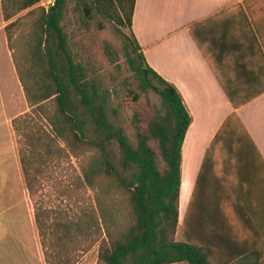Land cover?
<instances>
[{"label":"crops","instance_id":"crops-1","mask_svg":"<svg viewBox=\"0 0 264 264\" xmlns=\"http://www.w3.org/2000/svg\"><path fill=\"white\" fill-rule=\"evenodd\" d=\"M243 2L136 0L132 23L148 65L176 86L192 117L182 146L178 240L212 249L225 264H257L253 253H264V7L255 6L260 36ZM6 26L0 0V264H51L20 155L26 134L36 132V106ZM233 114L246 133L221 131Z\"/></svg>","mask_w":264,"mask_h":264},{"label":"trees","instance_id":"trees-1","mask_svg":"<svg viewBox=\"0 0 264 264\" xmlns=\"http://www.w3.org/2000/svg\"><path fill=\"white\" fill-rule=\"evenodd\" d=\"M39 1L2 0L4 19L11 20ZM69 1L54 0L53 6L30 13L33 17L36 15L34 38L32 43L22 47L15 43L16 33L13 31L14 27L19 28L18 22L6 26L9 47L28 103L43 111L53 128L49 133L45 130L42 134L39 130L25 136L27 148H22L20 155L30 193L34 194V184L40 172L34 162H42L44 157V154H37V150L44 146L54 150L61 140L74 154L84 157L81 163L83 184L97 191L99 212L84 210L78 220L60 221L57 226L66 230L68 235L76 228L84 238L91 234L96 236L94 242H100L98 264H225L212 249L177 239L182 146L192 121L182 95L176 86L148 65L132 33L131 42L137 57L126 50L127 61L139 73L142 88L158 93L166 108V114L149 126L150 135L138 133L137 142L133 144L125 129L117 126L109 116L110 90L98 80L90 79L84 65L78 63L70 51L62 26ZM80 1L84 4L83 0ZM91 4L104 16L115 19L122 26H129L132 32L136 0H93ZM243 4L263 36L255 6L261 12L264 0H244ZM84 6L89 13L88 5ZM192 34L196 37L194 28ZM52 43L56 46V54L51 48ZM106 52L110 57L113 54L109 45ZM58 55L66 59L62 68L56 62ZM39 63H42V70L36 72L33 69L39 67ZM70 87L75 90L79 102L90 111L96 129L103 135L102 141L84 136L83 122L71 111ZM231 127L246 133L236 114L228 118L221 131ZM151 140L157 142L159 150L150 144ZM110 141H115L121 150L122 170L107 152L106 142ZM158 152L165 164L163 170ZM108 196L112 198L113 207L116 204L115 208H110L112 203H107ZM184 203L183 195L182 205ZM36 220L44 238L47 226L41 212H36ZM182 228L185 232V220ZM253 254L259 260L257 264H264L261 250H255Z\"/></svg>","mask_w":264,"mask_h":264},{"label":"rangeland","instance_id":"rangeland-1","mask_svg":"<svg viewBox=\"0 0 264 264\" xmlns=\"http://www.w3.org/2000/svg\"><path fill=\"white\" fill-rule=\"evenodd\" d=\"M41 1H44L45 5H42ZM41 1L6 21L7 25L13 21L18 22L19 28L14 27L13 31L16 33L15 43L20 47L33 42L36 15L33 17L30 13L37 12L40 8H49L46 3L48 0ZM83 1L88 5L89 13H86L80 0H70L62 23L70 51L75 60L84 65L90 79L98 80L110 90L109 116L117 126L125 129L130 140L136 144L137 134L141 132L150 135L149 126L166 114V108L158 93L142 88L139 73L134 71L127 61L126 50H130L133 56L137 57L129 26H122L115 19L101 14L91 6L93 0ZM108 45L112 49L111 57L106 52ZM51 48L56 54L55 44L52 43ZM56 62L58 67L62 68L66 59L63 55H58ZM33 70L41 71L42 63ZM68 94L72 113L84 124V136L87 139L102 141L103 135L96 129L90 111L79 102L72 87L69 88ZM47 112H50L49 108ZM41 115L44 116V112L36 108L33 121L35 130L39 131L43 126L52 132V126L50 123L48 125L46 120L42 125ZM23 134L20 130V136ZM21 141L23 138H20V143ZM150 144L159 150L155 140H151ZM53 148L54 150L44 146L43 149L37 150V154H44V157L42 162H34V167L40 172L34 184L33 194L35 212L42 213L47 226L44 231L48 235L45 234L44 241L51 264H98L100 242H94L96 236L91 234L84 238L76 228L68 235L66 230L57 226L60 221L78 220L84 210L87 212L96 209V212H99L97 191L83 184L81 163L84 157L74 154L61 140ZM106 148L112 162L122 170V153L118 144L115 141L106 142ZM159 158L160 168L163 170L165 164L160 153ZM110 199L112 198L109 196L106 198L108 204L112 203ZM115 207L116 204L113 207V203L110 206Z\"/></svg>","mask_w":264,"mask_h":264},{"label":"built area","instance_id":"built-area-1","mask_svg":"<svg viewBox=\"0 0 264 264\" xmlns=\"http://www.w3.org/2000/svg\"><path fill=\"white\" fill-rule=\"evenodd\" d=\"M46 3L48 4V7H51V6L54 5V0H48ZM41 4L42 5H45V2L44 1H41Z\"/></svg>","mask_w":264,"mask_h":264}]
</instances>
